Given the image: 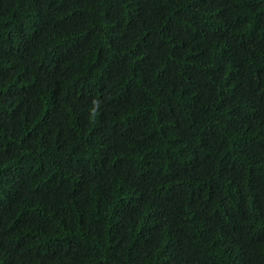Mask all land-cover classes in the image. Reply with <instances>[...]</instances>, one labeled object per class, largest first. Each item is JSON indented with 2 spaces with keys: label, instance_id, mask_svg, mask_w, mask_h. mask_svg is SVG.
<instances>
[{
  "label": "trees",
  "instance_id": "1",
  "mask_svg": "<svg viewBox=\"0 0 264 264\" xmlns=\"http://www.w3.org/2000/svg\"><path fill=\"white\" fill-rule=\"evenodd\" d=\"M0 264H264V0H0Z\"/></svg>",
  "mask_w": 264,
  "mask_h": 264
}]
</instances>
